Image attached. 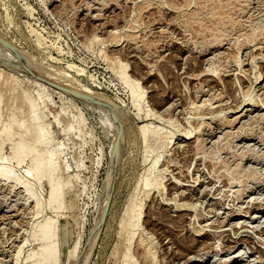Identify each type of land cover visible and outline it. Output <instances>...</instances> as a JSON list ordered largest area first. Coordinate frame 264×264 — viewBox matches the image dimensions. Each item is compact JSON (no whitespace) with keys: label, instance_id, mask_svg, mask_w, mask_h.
Instances as JSON below:
<instances>
[{"label":"rangeland","instance_id":"rangeland-1","mask_svg":"<svg viewBox=\"0 0 264 264\" xmlns=\"http://www.w3.org/2000/svg\"><path fill=\"white\" fill-rule=\"evenodd\" d=\"M198 2L215 18H184L181 43L183 0H0V55L27 54L0 56V264H38L51 222L53 264L94 238L86 264H264V0ZM28 57L108 101L62 94Z\"/></svg>","mask_w":264,"mask_h":264},{"label":"bare ground","instance_id":"bare-ground-1","mask_svg":"<svg viewBox=\"0 0 264 264\" xmlns=\"http://www.w3.org/2000/svg\"><path fill=\"white\" fill-rule=\"evenodd\" d=\"M138 1V0H137ZM149 1V0H148ZM182 1V0H181ZM193 1H195V0H193ZM201 1V0H200ZM224 3H225V1L228 3H232L233 4V6L234 7H239L240 8V6H241V1L242 0H222ZM146 2H147V0H146ZM151 2V1H150ZM155 2V1H154ZM187 2H189V0H183V3H181V4H170V6H171V9H172V11H174L175 13H177V19H175V20H177V22H175V27L177 28V30H180L181 32H184L183 34H182V37H181V43L183 42L184 43V41H186L187 43H188V41H187V38H186V34H185V31L183 30L185 27H186V24H185V26L183 25L184 23H182L183 21H185V20H183L184 18H188V17H198V19H201V18H206L207 19V17H209L212 13H214L215 11H216V9H215V7H210L209 5V7H205V5L203 6V5H201V4H198V3H200V2H198V0H197V2L195 3L197 6V8H196V10L194 11V10H192L193 12H190V11H188L189 10V8H188V10H187V8L185 9V6L188 4ZM191 2V1H190ZM203 2V1H202ZM201 2V3H202ZM213 2V1H212ZM214 2H216V1H214ZM213 2V3H214ZM145 2L143 1V3H139L140 5H142V4H144ZM221 3V2H220ZM243 4H244V2H242ZM249 3V2H248ZM98 4V3H97ZM138 4V5H139ZM151 4H153V3H151ZM151 4H149V6L151 5ZM160 4V3H159ZM167 4V3H166ZM205 4H208V3H206L205 2ZM223 4V3H222ZM226 4V3H225ZM139 5V6H140ZM146 4H144L143 6H145ZM164 5V4H163ZM213 5V4H212ZM229 5H231V4H229ZM155 6V5H154ZM189 6H190V4H189ZM195 6V5H194ZM215 6H216V4H215ZM218 6V5H217ZM220 6H221V4H220ZM228 6V5H227ZM226 6V7H227ZM138 7V6H137ZM156 7V6H155ZM243 7V6H242ZM246 7V6H245ZM92 8V7H91ZM143 8V7H142ZM149 8H151L152 9V7L150 6ZM221 8V7H220ZM225 8V7H224ZM229 8V7H228ZM139 10H140V8H138ZM223 9V8H222ZM221 9V10H222ZM226 9V8H225ZM156 10V9H155ZM232 10H234L233 8H232ZM236 10V9H235ZM244 10V9H243ZM141 11V10H140ZM140 11H139V13L138 14H140ZM145 11V10H144ZM223 11V10H222ZM231 11V10H230ZM237 11V10H236ZM246 11V10H245ZM112 12V11H111ZM149 12V11H148ZM173 12V13H174ZM220 12V11H219ZM227 12V11H226ZM242 12V11H241ZM141 13H143V12H141ZM147 13V12H146ZM145 13V16L148 18V15H150L151 14V12H150V14H146ZM223 13V12H222ZM234 12H232V14H233ZM239 13V12H238ZM208 14H210V15H208ZM225 14V16H226V13H224ZM229 14V13H228ZM231 14V13H230ZM231 14V15H232ZM157 15V14H156ZM208 15V16H207ZM214 15V14H213ZM213 15H211V17H214ZM217 15V14H216ZM219 15V14H218ZM220 15H221V13H220ZM236 15V14H235ZM234 15V16H235ZM238 15V14H237ZM252 15V14H251ZM207 16V17H206ZM211 17H210V19H211ZM243 17V16H242ZM250 17V16H249ZM140 18V15H139V17H138V19ZM142 18V17H141ZM215 18V17H214ZM218 18V17H217ZM225 18H227V17H225ZM232 18H234V17H232ZM236 18V17H235ZM231 19V18H230ZM229 19V20H230ZM181 20V21H180ZM189 20H190V18H189ZM193 20V19H192ZM197 20V19H196ZM211 20H213V19H211ZM216 20V19H215ZM226 19H223V21L222 22H224ZM234 20H236V19H234ZM198 21V20H197ZM202 21V20H201ZM227 21V20H226ZM157 22V21H156ZM189 22V21H188ZM202 22H204V21H202ZM142 23V22H141ZM195 23V22H194ZM198 23V22H197ZM208 23V22H207ZM158 24V23H157ZM188 24V23H187ZM196 24V23H195ZM201 24V23H200ZM204 24V23H203ZM212 24V23H211ZM211 24H209V25H211ZM216 24V23H215ZM214 22H213V26L212 27H214ZM221 24V23H220ZM227 24V23H226ZM248 24V23H247ZM246 24V25H247ZM129 25V24H128ZM174 25V24H173ZM197 25V24H196ZM207 25V24H206ZM234 25V24H233ZM236 25V24H235ZM234 25V26H235ZM242 25V24H241ZM171 26V25H170ZM197 26H199V25H197ZM201 26V25H200ZM205 26V25H204ZM216 26V25H215ZM219 26V25H218ZM222 26H225L224 25V23H223V25ZM231 26V25H230ZM249 26V25H248ZM191 27V26H190ZM195 27V26H194ZM226 27V26H225ZM233 27V26H232ZM231 27V28H232ZM136 28V27H135ZM183 28V29H182ZM192 28H193V23H192ZM198 28H200V27H198ZM203 28V27H202ZM206 28H208V27H206ZM222 28V27H221ZM230 28V27H229ZM234 28V27H233ZM237 28V27H236ZM162 29V28H161ZM169 29V28H168ZM188 29H189V27H188ZM211 29V28H210ZM209 29V30H210ZM212 29H214V28H212ZM217 29V28H216ZM225 29V28H224ZM227 29H228V27H227ZM137 30V29H136ZM193 30V29H192ZM206 30V29H205ZM218 30V29H217ZM216 30V31H217ZM226 30V29H225ZM170 31V30H169ZM187 31H190V30H187ZM215 31V30H214ZM133 32V31H132ZM192 32V31H191ZM194 32H195V30H194ZM202 32V31H201ZM144 33V32H143ZM197 33V35H198V33L199 32H196ZM204 33V32H203ZM229 33V32H228ZM212 34V33H211ZM240 34V33H239ZM247 35V34H246ZM226 36V35H225ZM250 36V35H249ZM248 36V37H249ZM221 37V36H220ZM223 37V36H222ZM212 38V37H211ZM218 38V37H217ZM130 39H132L133 40V42H136L137 41V39H136V36L135 35H130ZM168 39V38H167ZM243 39V38H242ZM177 40V39H176ZM202 40V39H201ZM218 40V39H217ZM145 41V40H144ZM190 41V40H189ZM180 42V41H179ZM185 42V43H186ZM206 42V41H205ZM221 42V41H220ZM186 43V44H187ZM201 44L202 42L201 41H198V44ZM180 44V43H179ZM231 44V43H230ZM240 44V43H239ZM165 45V44H164ZM167 46V45H166ZM166 46H165V48H166ZM205 47V46H204ZM146 49H148L147 51H146V53L149 55V57L150 56H152V57H155V59L157 58V57H159L157 54H156V52H153L154 50H151V48H146ZM207 50V49H206ZM241 50V49H240ZM19 53V52H18ZM15 55V54H14ZM17 55V54H16ZM26 53L25 52H20L19 53V55L18 56H16V57H18L17 59H21V57H22V59L23 58H25L26 57ZM0 56H3V60H7V61H12V60H15V58L16 57H13L12 55H10V54H4V55H0ZM5 56V57H4ZM20 56V57H19ZM146 56V55H145ZM236 57V56H235ZM27 58V57H26ZM28 60H29V62H30V65L32 66V69H33V71H34V75L35 76H37V78L39 77V78H42V79H44V80H46V81H48L49 83H52V84H55V85H57V86H60L61 88H64V89H66V90H69V91H78V92H80V93H83V94H85V95H88V97L90 96L91 98L93 97V99L94 98H96V99H100V100H102V101H108V99L106 98V97H104V96H102V95H99V93H97L96 91H93V90H85V89H83L82 88V85H80V84H78V85H76L74 82H72L71 80H70V77L68 76V75H66V74H64V73H62V69H51V67L50 66H47L46 64H44L43 62L41 63L40 61H38L37 60V58L36 59H34L33 60V58H31V57H28ZM159 60V59H158ZM2 61V60H1ZM154 61V60H153ZM14 62V61H13ZM149 62V61H148ZM150 65V64H149ZM50 67V68H49ZM53 67V66H52ZM15 68V67H14ZM152 69V68H151ZM148 72V71H147ZM195 77H197V76H195ZM35 82H36V84H41V86H43V87H47L46 85H44L43 83H41V82H39V81H37V80H34ZM81 86V87H80ZM262 87V86H261ZM205 91V90H204ZM62 94H64V95H66V93H65V91H63V93ZM81 97H83L84 98V96L82 95ZM138 97H140V96H138ZM95 100V99H94ZM99 100V101H100ZM101 101V102H102ZM218 101V100H217ZM256 102V101H255ZM254 102V103H255ZM253 103V102H252ZM253 103V104H254ZM257 103V102H256ZM255 103V104H256ZM105 104V103H104ZM113 104V103H112ZM258 105H259V103H257ZM89 105V104H88ZM87 105V106H88ZM93 105V104H92ZM91 105V106H92ZM250 105V104H249ZM263 106V105H262ZM261 106V107H262ZM93 107V106H92ZM253 107H256V106H253ZM260 107V108H261ZM35 108H37L36 107V105H32L31 106V109H35ZM90 108V107H89ZM97 108V107H96ZM98 109H100V108H98ZM108 109V108H107ZM263 109V108H262ZM97 110V109H96ZM101 110H103V109H101ZM106 110V109H105ZM115 112V114L117 115V116H119V114H120V112H121V110H120V108H118V107H116L115 108V110H114ZM247 111V110H246ZM109 114H110V111H109ZM245 114V113H244ZM242 115V114H241ZM240 115V116H241ZM35 116H36V109L35 110H33V113H31V117H30V120H32V119H34L35 118ZM239 117V116H238ZM238 120V119H237ZM25 121V120H24ZM24 121H22V122H24ZM20 122H21V120H20ZM22 122H21V124H22ZM111 122H113V120L110 118V120L109 121H107L106 123H108V124H110ZM224 122V121H223ZM220 123V122H219ZM20 123H19V125H21ZM229 124V123H228ZM6 125V124H5ZM7 126V125H6ZM106 126H108V125H106ZM148 128V126L146 125V126H144L142 129H144V130H146ZM42 133L40 134V135H38L37 136V142H38V145L40 146V147H43V146H45L46 145V143H48L47 141H48V139L46 138V134L45 133H43V130L41 131ZM8 134H10V133H8ZM148 134V132L146 131L145 133H144V135L146 136ZM188 134V133H187ZM9 138V135H7V137H6V139H8ZM11 138V137H10ZM9 140V139H8ZM6 141V140H5ZM202 142V141H201ZM2 143V142H1ZM3 143H4V141H3ZM2 143V144H3ZM197 143H198V141H197ZM197 143H195V144H197ZM199 144V143H198ZM201 144H199L197 147H195L196 149L198 148L199 149V146H200ZM15 147V146H14ZM195 148H193L194 150H196ZM200 149H201V146H200ZM1 150V149H0ZM22 150H24V149H22ZM196 151H198V150H196ZM196 151H194V152H196ZM19 153H21V151H18ZM17 152V153H18ZM25 152V151H24ZM18 153V154H19ZM1 154V153H0ZM24 154V153H23ZM51 154V153H50ZM48 155V158L46 159V161H43V162H40V163H37L36 162V164L34 165V167L32 168L33 170H31L32 172H30L29 174L30 175H33V177L36 179V180H40L41 178H43L44 177V175H45V172H46V170L43 168V167H46V169H47V167L49 166H52V164H53V158H54V155L53 154H51V155ZM20 156H18V158H21L23 155H21V154H19ZM25 155V154H24ZM15 156V155H14ZM1 157V156H0ZM195 157V156H194ZM3 158V157H2ZM14 158V157H13ZM17 158V155L15 156V159ZM23 158V157H22ZM21 158V159H22ZM4 159V158H3ZM20 159V160H21ZM18 161H19V159H18ZM21 162V161H20ZM19 162V163H20ZM156 162L157 161H155V164H156ZM43 168V169H42ZM50 168H52L53 169V166L52 167H50ZM213 168V167H212ZM52 172V171H51ZM51 175V174H50ZM0 176L2 177V178H4V179H10V178H12V175H11V171L10 170H2L1 168H0ZM224 176H225V174H224ZM19 184V183H18ZM147 186V185H146ZM233 186V185H232ZM57 189H58V186L57 185H53V186H51V189H50V199L51 200H53L54 199V196H55V194H56V191H57ZM26 190H28V189H26ZM37 202V201H36ZM138 222V221H137ZM133 226L135 227L136 226V222L134 221L133 223ZM54 226V224L51 222V223H46V224H43V225H41V226H39L40 227V231H39V237L40 236H42L45 240H46V245H44L43 247H42V257L36 262V263H38V264H41V263H43V262H45V263H48L49 264V262L51 261V264H53V262L55 263L56 261L58 262V263H60L61 262V258H58V256L57 255H54V254H52V251L55 249V245L54 244H52L51 242H52V239L54 238V236H55V233L54 232H52L51 231V228ZM94 241H95V238L91 241V244H90V248L88 247V249L86 250V253H85V255H84V259H85V261L83 262L82 261V263L81 264H86L87 262H88V258H89V256H90V253H91V251H92V248H93V246H94ZM214 249V248H213Z\"/></svg>","mask_w":264,"mask_h":264},{"label":"water","instance_id":"water-1","mask_svg":"<svg viewBox=\"0 0 264 264\" xmlns=\"http://www.w3.org/2000/svg\"><path fill=\"white\" fill-rule=\"evenodd\" d=\"M39 79H41L43 82H45V83H47V84H49V85H51V86H54V87H56V88H58V89H60V90H63V91H65V92H68L69 94H71V95H73V96H76V97H81V96H82V95H80V94L77 93V92L69 91V90H66V89H64V88H61L60 86H57V85L52 84V83H49L48 81H46V80H44V79H42V78H39ZM81 98H83V97H81ZM83 99H85V100H87V101H97V100H94L93 98H90V97H87V96L84 97ZM109 201H110V198L108 199V201H107V203H106V209H107V207H108Z\"/></svg>","mask_w":264,"mask_h":264}]
</instances>
